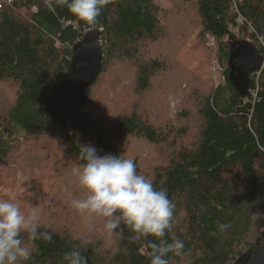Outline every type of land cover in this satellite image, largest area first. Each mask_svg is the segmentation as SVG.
<instances>
[{"label":"trees","instance_id":"1","mask_svg":"<svg viewBox=\"0 0 264 264\" xmlns=\"http://www.w3.org/2000/svg\"><path fill=\"white\" fill-rule=\"evenodd\" d=\"M192 5L199 34L215 40L224 72L216 85L208 81L197 104L195 138L186 146L181 142L186 127L155 125L150 117L128 109L107 120L91 107L94 88L115 63L128 64L126 75L132 76L136 92L166 69L162 60L147 53L164 26L146 0H110L94 25L77 21L64 6L49 11L44 0H12L11 5L0 1V83L16 86L14 98L0 109V164L25 151L29 158H65L79 170L85 163L80 159L81 137L88 138L99 155L125 158L129 138L159 145L175 134L166 163L155 166L152 174L135 162L154 187L167 189L175 205L172 227L163 239L182 240L185 247L178 256L168 254L169 264H231L264 233V68L258 76L252 73L248 94L240 95L227 78L229 38L248 40L264 54L253 33L246 36V25L237 34L233 31L232 0H193ZM236 5L244 23L250 22L264 39V0H239ZM73 23L79 24L77 30L65 27ZM92 27L102 29L101 72L89 87L87 101L74 108L68 121L52 119L46 97L54 75L66 69L72 44ZM173 70L180 74L178 66ZM219 223L231 227L221 233ZM40 225L41 231L53 233L52 241H30L22 233L23 245L33 255L20 264H66L64 253L72 250H80L88 264H150L152 244L160 243L153 236L134 239L123 224L111 233L87 226L80 233L69 223L63 228Z\"/></svg>","mask_w":264,"mask_h":264},{"label":"rangeland","instance_id":"2","mask_svg":"<svg viewBox=\"0 0 264 264\" xmlns=\"http://www.w3.org/2000/svg\"><path fill=\"white\" fill-rule=\"evenodd\" d=\"M146 1L164 26L147 53L152 58L162 60L166 69L157 71L149 86L136 92L132 76L126 75L128 64L115 63L94 88L91 107L94 113L100 117L105 115L107 120L120 116L128 109L150 117L155 125L186 127L188 132L185 134H188L181 142L187 146L197 132L198 122L195 118L198 101L203 96L208 81L216 85L222 80L224 66L217 55L213 37L210 34H199V18L194 12L193 0ZM237 1L239 0H232V7L236 12L233 31L237 34L238 29L246 25V36L250 37L253 33L264 54L263 37L249 21V24L241 21ZM176 66L180 68V74L173 70ZM263 68L264 60L261 70ZM258 74L260 71L256 76ZM15 93L16 86L12 82L0 83V109L7 106ZM170 94L178 101L174 108L169 105ZM172 135L168 136L167 142L159 145H152L135 137L129 138L124 144L125 158L133 159L138 169L150 175L155 166L166 163L171 151L169 146ZM45 143L46 141L43 144ZM79 144L93 147L88 138L81 137ZM12 155L18 158H9L4 164H0V200L17 203L24 214L33 209L39 210V223L52 227L63 228L69 223L73 230L80 233L84 232L81 229L84 226L105 230L103 217L93 216L89 219L71 206L72 199H81L86 195L78 183V169H73V163L65 158H29L25 151L14 152ZM21 155L23 157L19 158ZM38 155L41 153L38 152ZM74 195L80 197H73ZM106 246L107 242L103 244V248Z\"/></svg>","mask_w":264,"mask_h":264},{"label":"clouds","instance_id":"3","mask_svg":"<svg viewBox=\"0 0 264 264\" xmlns=\"http://www.w3.org/2000/svg\"><path fill=\"white\" fill-rule=\"evenodd\" d=\"M110 0H44L49 11L64 6L77 21L94 25L105 5ZM73 30L78 23L65 25ZM174 108L178 102L173 95L168 97ZM80 159L85 163L77 171V179L86 195L72 199L71 206L89 219L93 216L106 218L105 230L109 233L123 224L135 234L134 239L153 236L160 243L152 244L150 264H169L168 254L180 255L185 245L175 239L168 243L163 238L172 227L175 205L168 197L167 189L154 187L153 182L138 172L133 159L120 155H99L95 147L80 146ZM40 212L37 209L24 214L17 203L0 200V264H20L32 259L33 250L23 245L21 234L27 233L30 241L51 242L53 233L41 231ZM230 224L219 223L223 233ZM216 233L214 232L213 235ZM66 264H88L80 250L64 253Z\"/></svg>","mask_w":264,"mask_h":264},{"label":"water","instance_id":"4","mask_svg":"<svg viewBox=\"0 0 264 264\" xmlns=\"http://www.w3.org/2000/svg\"><path fill=\"white\" fill-rule=\"evenodd\" d=\"M101 30L92 27L84 31L70 48L66 69L54 75L55 84L46 97L50 118L68 121L74 108L87 101L89 87L102 68ZM228 45L227 78L240 95L246 96L251 83L250 76L261 68L263 56L255 45L245 39L230 37ZM231 264H264V233L252 250L243 253Z\"/></svg>","mask_w":264,"mask_h":264},{"label":"built area","instance_id":"5","mask_svg":"<svg viewBox=\"0 0 264 264\" xmlns=\"http://www.w3.org/2000/svg\"><path fill=\"white\" fill-rule=\"evenodd\" d=\"M0 1H4L6 4H8V5H11L12 4V0H0ZM34 9V8H33ZM239 17L241 18V21H244V18L242 17V15H239ZM245 22V21H244ZM249 24V23H248ZM250 28H252L251 26H250ZM253 31H254V29H253ZM255 32V31H254ZM260 40H261V38H259ZM262 41V40H261ZM263 60H264V57H263ZM261 68H262V65H261ZM261 68L257 71V72H254V73H258L260 70H261ZM253 73V74H254Z\"/></svg>","mask_w":264,"mask_h":264}]
</instances>
